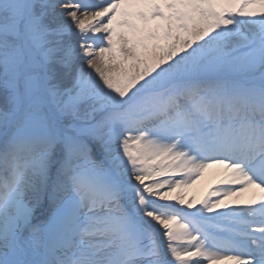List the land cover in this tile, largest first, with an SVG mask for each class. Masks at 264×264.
<instances>
[{"label": "snow or ice", "instance_id": "snow-or-ice-1", "mask_svg": "<svg viewBox=\"0 0 264 264\" xmlns=\"http://www.w3.org/2000/svg\"><path fill=\"white\" fill-rule=\"evenodd\" d=\"M0 264H264V0H0Z\"/></svg>", "mask_w": 264, "mask_h": 264}]
</instances>
